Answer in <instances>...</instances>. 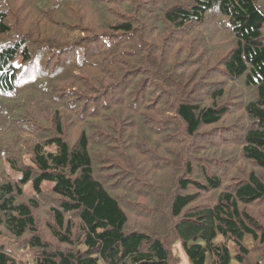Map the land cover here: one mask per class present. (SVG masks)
Instances as JSON below:
<instances>
[{
    "label": "trees",
    "instance_id": "16d2710c",
    "mask_svg": "<svg viewBox=\"0 0 264 264\" xmlns=\"http://www.w3.org/2000/svg\"><path fill=\"white\" fill-rule=\"evenodd\" d=\"M97 1L81 0L78 12L75 0H0V99H17L0 109V264H176L164 237L179 241L190 264L262 261L264 224L249 206L264 205V0L178 1L137 32L138 14H119L109 27L85 22L91 9L82 3ZM211 13L231 35L213 59V40L178 45ZM160 25L173 33L157 36ZM202 52L205 70L223 77L189 86L187 70L176 72ZM229 81L244 84L238 110H229ZM230 112L241 113L238 123ZM211 137L232 148L212 142L192 156L195 142ZM154 164L173 182L155 183ZM236 168L242 175L231 176ZM144 198L172 223L129 226L128 210L146 213Z\"/></svg>",
    "mask_w": 264,
    "mask_h": 264
},
{
    "label": "rangeland",
    "instance_id": "374dc122",
    "mask_svg": "<svg viewBox=\"0 0 264 264\" xmlns=\"http://www.w3.org/2000/svg\"><path fill=\"white\" fill-rule=\"evenodd\" d=\"M79 0H75L74 4L77 6L78 12H79V8L78 6L81 3V0L78 2ZM180 1L181 3L185 2L187 3H192L194 4V0H123L121 2H109V0H99L97 1L96 4L90 3V5L82 3L84 5H87L89 7V9H91V11L89 13H87V18L85 19V22L87 21L88 23L92 24V25H97L98 24H102L104 22H106L107 26H110V23H112L114 20H116V18L118 17L119 14H127L129 16H132V18L134 17L135 14H138V18L135 21L134 27H135V31L137 32L139 29L142 28V21H146L147 25L150 24V27H153L152 24H157L158 19L160 17H163V13L165 12V10H167L169 8V6H171L173 3ZM194 1V2H193ZM81 4V5H82ZM195 5V4H194ZM150 10V11H149ZM89 11V10H88ZM151 14H156V19H151L150 16ZM207 20L202 24V25H193L192 27H189L188 31H184V33H180V37L179 38V42L178 45L182 46L184 44L183 40L185 42H192L194 40V38L198 37V43L202 41L203 38L206 39V42L209 43L211 42V40H213L212 43H214V46L216 49L212 54V59L215 58V56L217 54H219L220 52L225 51L230 45V39H231V35L230 33L227 32V30H222L219 26H218V22H222L220 17H218L217 15L211 13L209 14V16H207ZM99 26V25H98ZM111 29V28H110ZM160 31V35L158 34ZM174 31L173 26H170L169 30L164 28V25H160L159 30L156 31L157 36L160 37H165L167 38L168 36H170ZM180 32L183 31V29L179 30ZM151 35V34H150ZM164 39V38H163ZM183 39V40H182ZM155 41L154 37L151 36L150 40H149V45L153 44ZM174 48L177 47V44L175 42H172ZM145 48H148L147 44H145ZM186 48V47H185ZM177 49H173L171 51V53H175ZM88 52H91L90 50H88ZM79 53H83L85 54L86 52L82 49L81 52H76L75 56L76 58H78V54ZM90 54V53H89ZM159 55V54H157ZM185 55H187L186 53L183 55L185 57ZM184 59V58H182ZM208 57L207 55L202 52L201 54H199L196 58V60L193 62V65H190V67H188L187 69H185V71L182 73V71L176 72V74H178L180 77H182L184 75V73L186 72V75L184 77H188V84L189 86L194 85V87H196L197 85H202L200 83L202 82H206L207 83V79L208 77L211 76H215L216 78V83L218 84L219 80H221L222 73L223 71L221 70H205V63L208 62ZM170 61H172V59H170ZM170 69H174L176 66H171L168 65ZM93 68H86L85 70L87 71V69L89 71H95V74H97L96 76H98L99 78H103L102 80L104 81V83L109 84L112 82L111 76L107 75L106 73H100V69L98 68H94V66L92 65ZM199 67V68H198ZM211 68V67H210ZM86 74H89V72H85ZM159 75V74H158ZM183 77V78H184ZM228 79V78H227ZM111 80V82H110ZM214 84V83H213ZM228 86L229 91L233 94L235 93V98L232 100V102H230L229 106V110H238V106H237V101L242 98V94H244L243 92L244 90V84L242 82H236V81H229L226 83ZM77 87H79L78 84H76ZM201 89V88H200ZM201 91L203 92V94H201ZM199 91L198 96L204 97L205 96V87ZM239 94V95H238ZM238 95V96H237ZM3 98V97H1ZM200 98V97H198ZM15 102H17L16 100L13 99H0V109L1 108H6L7 106H12ZM233 113V112H230ZM28 114L36 117V118H45L46 116H48V114H43V117H40V113H38V108L34 107V106H30V110L28 111ZM233 119L234 122L238 123L239 122V117L241 113H233ZM228 118H230V114L228 115ZM40 120V119H39ZM44 120V119H43ZM45 121V120H44ZM47 122V121H45ZM4 124V121H0V126H2ZM221 125L219 126L218 130H223L222 127H224V123H220ZM73 129V128H71ZM127 130V129H126ZM74 131V130H73ZM3 129H0V136H2ZM75 132V131H74ZM130 134V132H128ZM79 134V132H78ZM139 135V129L137 130V133H134L133 136L134 137H138ZM166 136H169L166 135ZM202 139L198 140L195 142V146L192 148L191 154L192 156L194 155H201L203 154L202 152H200V150L202 151V148H199L200 146L203 147L202 144H206L207 146H209L212 142L216 143L213 144L212 146H221L222 144H225L229 149L232 148L231 144L232 142H226L225 140L223 141V139H221L220 137H216V138H208V139H204L202 141V143H198L201 142ZM219 144V145H218ZM97 145V144H96ZM95 145V146H96ZM223 146V145H222ZM221 146V147H222ZM97 147V146H96ZM101 152H104L102 147H99ZM170 152V151H169ZM164 156L167 155V151H163L162 152ZM169 155V153H168ZM121 159V157H120ZM27 162H29V159L27 157ZM119 162L124 165V161L119 160ZM153 162L155 163V161L153 160ZM152 169V180L155 181V183H165L167 182V179L169 182H173L172 178L170 176H167L166 173V169H158V166L156 164L152 166H150ZM159 168H164L163 166H159ZM214 170V169H211ZM17 174V173H15ZM121 175V172H116L114 175V179L115 177L119 178ZM231 176H239L242 175V172L240 170H238V168H236L235 170H233L232 172H230ZM136 177L134 176V179ZM118 180V179H117ZM174 184L171 183L169 184V186H167V188H171V186H173ZM44 189L45 190H50L51 188V184L50 183H45L44 184ZM161 189V188H160ZM172 190L176 189V188H171ZM27 191L28 193H31L33 191V188L31 186L27 187ZM167 192V191H166ZM131 196L133 197L134 195L131 194ZM206 198H208L207 196H204V200L206 201ZM139 202H141L140 204V208L146 206L145 212L146 213H141L139 210L135 209H131V211L128 210L129 213V217H130V224L129 226H132L133 228L135 227H141L144 229H154L156 230L155 227V222L159 223L160 225L158 226L159 229L160 227H162V225H164L163 223L166 224H171L172 221L169 218V215L165 212L164 214H161V217L166 218L165 222H160L158 217L155 215V212L157 213V210H155V212L151 211L148 208H154V207H158L157 204H155L154 202L152 203V201H150L148 198H144L139 200ZM165 206V203L162 204V206ZM163 206V208H165ZM46 207V206H45ZM160 207V206H159ZM249 211H251L252 209L255 208V213L257 214L258 218H260L264 224V205H259L257 204L256 206H249ZM45 209V208H44ZM165 210V209H164ZM259 210V211H258ZM42 212H45V210H43ZM253 212V211H251ZM162 236H172L170 233L164 234ZM164 239L167 241V245L170 246L172 248V250H174L175 255L177 257V261L176 264H190L184 251L182 250L180 243L178 240L176 239H172V238H168V237H164ZM19 253V257L22 260H27L30 257V253L28 250H24V251H17ZM251 264H264V259L262 261L259 262L258 258L256 259H252Z\"/></svg>",
    "mask_w": 264,
    "mask_h": 264
}]
</instances>
